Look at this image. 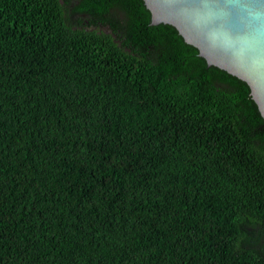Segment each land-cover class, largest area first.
<instances>
[{
  "label": "trees",
  "instance_id": "16d2710c",
  "mask_svg": "<svg viewBox=\"0 0 264 264\" xmlns=\"http://www.w3.org/2000/svg\"><path fill=\"white\" fill-rule=\"evenodd\" d=\"M0 264H264L248 84L143 0H0Z\"/></svg>",
  "mask_w": 264,
  "mask_h": 264
},
{
  "label": "water",
  "instance_id": "95a60500",
  "mask_svg": "<svg viewBox=\"0 0 264 264\" xmlns=\"http://www.w3.org/2000/svg\"><path fill=\"white\" fill-rule=\"evenodd\" d=\"M150 22L170 24L186 43L214 65L245 81L264 119V13L259 0H234L247 5L234 10L227 0H143Z\"/></svg>",
  "mask_w": 264,
  "mask_h": 264
},
{
  "label": "snow or ice",
  "instance_id": "6c2138e0",
  "mask_svg": "<svg viewBox=\"0 0 264 264\" xmlns=\"http://www.w3.org/2000/svg\"><path fill=\"white\" fill-rule=\"evenodd\" d=\"M225 3V0H219L218 4L216 5L217 7L223 6ZM259 3L262 7H264V0H259ZM227 5L234 9V10H239V11H244L247 7V5L242 4V3H237L234 2V0H227ZM258 19L261 20L262 25H264V13H261Z\"/></svg>",
  "mask_w": 264,
  "mask_h": 264
}]
</instances>
